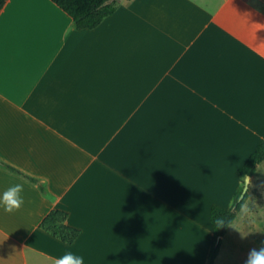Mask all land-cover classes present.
<instances>
[{"label":"crops","instance_id":"0c3cea01","mask_svg":"<svg viewBox=\"0 0 264 264\" xmlns=\"http://www.w3.org/2000/svg\"><path fill=\"white\" fill-rule=\"evenodd\" d=\"M117 1L94 28L53 0L0 12V161L20 170L0 162V196L24 200L0 206V264H209L212 207L264 140V0ZM55 208L74 242L41 226ZM257 246L239 211L214 264Z\"/></svg>","mask_w":264,"mask_h":264},{"label":"trees","instance_id":"16d2710c","mask_svg":"<svg viewBox=\"0 0 264 264\" xmlns=\"http://www.w3.org/2000/svg\"><path fill=\"white\" fill-rule=\"evenodd\" d=\"M8 0H0V12ZM64 10H66L74 19V24L77 28H94L98 26L106 17L112 14L118 7L117 0H53ZM264 161V140L258 145L257 149L250 155L249 159L239 169L241 177L256 173L258 165ZM9 168L19 171L12 165L0 161ZM34 181H39L32 178ZM245 180V179H244ZM245 182V181H244ZM43 192L50 195L45 184H41ZM244 185L239 188L236 193L234 205L226 208L220 205L212 207V221L214 224V236L209 254V264H214L217 256L220 253L223 237L227 234L230 225L236 220L238 211L246 203L248 192L241 200L240 196L243 192ZM68 212L55 208L52 209L42 220L41 226L55 236L65 242L72 243L80 234V230L67 223ZM217 219H222L228 225L217 228Z\"/></svg>","mask_w":264,"mask_h":264},{"label":"rangeland","instance_id":"374dc122","mask_svg":"<svg viewBox=\"0 0 264 264\" xmlns=\"http://www.w3.org/2000/svg\"><path fill=\"white\" fill-rule=\"evenodd\" d=\"M244 181L242 178V186H245ZM251 181L246 203L239 211L250 226L252 243L256 242L259 249L264 246V161L258 165Z\"/></svg>","mask_w":264,"mask_h":264},{"label":"clouds","instance_id":"9594fccd","mask_svg":"<svg viewBox=\"0 0 264 264\" xmlns=\"http://www.w3.org/2000/svg\"><path fill=\"white\" fill-rule=\"evenodd\" d=\"M246 184L251 185L252 181L250 177H244ZM23 192V185L15 184L9 187L2 196H0V206L3 207L5 212L12 213L18 211L24 203L21 193ZM217 228L228 226L222 219H217L216 221ZM239 231V230H237ZM241 239H245L247 234L242 233ZM55 264H84L83 256L74 255L71 252L64 254L59 257ZM244 264H264V246L259 249L252 248L249 250L247 258L244 261Z\"/></svg>","mask_w":264,"mask_h":264},{"label":"water","instance_id":"95a60500","mask_svg":"<svg viewBox=\"0 0 264 264\" xmlns=\"http://www.w3.org/2000/svg\"><path fill=\"white\" fill-rule=\"evenodd\" d=\"M247 177L252 178V175L249 174V175H247ZM248 188H249V185H247L246 182H245V186H244L243 192H242V194H241V196H240V199H241V200L245 197V195H246V193H247V191H248Z\"/></svg>","mask_w":264,"mask_h":264}]
</instances>
